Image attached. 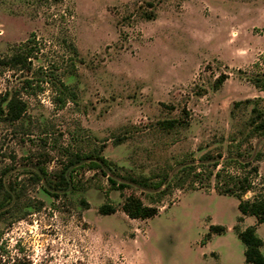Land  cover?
<instances>
[{"label":"rangeland","instance_id":"1","mask_svg":"<svg viewBox=\"0 0 264 264\" xmlns=\"http://www.w3.org/2000/svg\"><path fill=\"white\" fill-rule=\"evenodd\" d=\"M27 49V61L0 65V101L26 103L18 121L0 119V264H246L234 228L253 225L264 255V223L239 222L238 199L207 177L247 176L243 199L264 195V91L252 83L264 71V0H0V59ZM57 81L75 95L63 108ZM92 152L111 170L84 166L59 183L73 154ZM164 174L158 201L131 181ZM130 194L158 214L129 219ZM102 204L116 212L100 215Z\"/></svg>","mask_w":264,"mask_h":264},{"label":"trees","instance_id":"2","mask_svg":"<svg viewBox=\"0 0 264 264\" xmlns=\"http://www.w3.org/2000/svg\"><path fill=\"white\" fill-rule=\"evenodd\" d=\"M150 19L151 17H148ZM33 49H27L25 53H20L14 57H12L7 63L0 59V65L2 64H12L17 65L19 63L27 61V59L31 56ZM45 82V81H43ZM223 82L222 77L215 81V86H219ZM253 85L260 91H264V71L261 72L259 77L253 80ZM25 84L28 88H32V81L26 80ZM37 88L42 91L43 88H40V84H36ZM53 102L58 108H63L68 101L74 100L75 95L73 91L63 82L57 81L54 88ZM238 104V103H237ZM253 111H255L253 109ZM26 112V103L20 98L18 93L6 94L2 97L0 101V119L8 120L11 122L18 121ZM260 113L257 114L259 116ZM260 118V117H258ZM254 122V121H253ZM174 124V121L166 122L163 127L170 128ZM254 129L257 132H264V120L260 121ZM87 162V163H82ZM86 164V165H85ZM218 162H215L211 165L212 168H216L218 166ZM238 165L242 168L245 167L246 164L238 163ZM86 167L91 170H101L103 167L111 170V163L107 161L103 156L96 153H87V154H73L72 158L65 165V169L71 167L69 171L68 177H66L65 171L60 173V184H64L67 186L69 183L73 182V173H77L78 169ZM200 167H204L203 164L199 165ZM194 165H190L188 167H184L188 169V175H192V171H194ZM190 171V172H189ZM223 169H219L217 172L212 173L209 171L207 177L214 175L215 179L221 180V183L217 184L215 187L216 193L219 195H229L234 196L238 199L237 209L240 212L241 216H253L256 220V224H261L264 222V195H259L252 200L243 199V196L246 192L252 189V183L248 179L247 176L237 177L232 176L228 173L223 175ZM254 172H257V168H253ZM201 172V171H199ZM194 173L192 177V183L196 182L197 179L202 175L201 173ZM42 174L45 176V171L42 169ZM107 180L114 190H121L125 188L127 185L118 184L110 177H107ZM168 175L164 174L159 180L154 181L152 178L147 177H139L138 179H131V181L138 186L144 188H150L157 191L156 200H159V197L165 193V191L170 187ZM201 180V178H200ZM2 192V186L0 183V193ZM4 195L2 200L10 199V195L3 191ZM151 200L155 202L153 196H150ZM2 206V203H0ZM121 211L131 220H146L149 219L156 214H158L159 209L157 206L153 205H145L142 200L134 195L130 194L124 197V201L121 204ZM116 212V209L110 204H102L98 208V213L100 215H109ZM238 221H241V217H238ZM238 232V238L244 245V261L246 264H264V255L260 251V247L262 246V240L256 234L255 226H248L243 230H239L238 228H234ZM225 228L219 225H210L209 232L213 234H222L224 233ZM210 233L206 235V237L210 236ZM13 264H23V263H13Z\"/></svg>","mask_w":264,"mask_h":264},{"label":"crops","instance_id":"3","mask_svg":"<svg viewBox=\"0 0 264 264\" xmlns=\"http://www.w3.org/2000/svg\"><path fill=\"white\" fill-rule=\"evenodd\" d=\"M241 217V221L240 222H242V223H245L248 219H249V217H253V216H240ZM255 222H256V220H255ZM264 223V222H263ZM256 225H258V224H256ZM254 226V225H253ZM248 227V226H247ZM246 228V227H245ZM244 228V229H245Z\"/></svg>","mask_w":264,"mask_h":264}]
</instances>
